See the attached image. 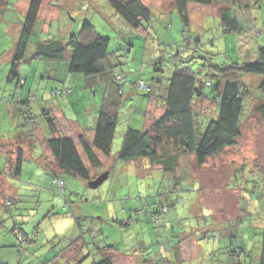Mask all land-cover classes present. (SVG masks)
<instances>
[{
    "label": "rangeland",
    "instance_id": "obj_1",
    "mask_svg": "<svg viewBox=\"0 0 264 264\" xmlns=\"http://www.w3.org/2000/svg\"><path fill=\"white\" fill-rule=\"evenodd\" d=\"M2 1L9 3L8 10L0 15V70H5L9 65L6 55L13 50L19 34L18 30H8L7 23L15 24L19 15L25 17L30 0ZM89 3L88 0H43L31 38L30 51L35 41L54 38L56 34L65 39L69 36V31L80 30L85 20L90 21L106 37H114V33L122 34L124 25L121 28L120 22L112 23L105 19L106 17L110 20L113 11L106 12L101 9L96 0L90 5ZM262 3L264 0L260 3L255 0H221L218 7L190 4L191 29L186 35L188 38L200 36L211 40V43L204 41L209 43L205 44L204 49L209 50L213 62L219 66L230 67L235 60L254 59V55L251 56L250 51L248 52L251 48L250 42L254 40V29L258 31L257 42L264 47V11L260 9ZM249 4L250 8L246 13L239 14L236 9V16L242 21L241 31L223 36L217 25L220 21L218 8H246ZM170 5L171 0H155L156 7L168 8H165V12L155 10L153 14V25L160 40L156 42L154 50L159 49L160 53L161 50L165 51V56L175 55L184 44V26L177 10ZM154 44L152 40L146 44L141 38H136V49L113 61L121 63L120 67L126 74L129 68L134 73L132 59L137 57L136 64L143 62L144 67L150 66L149 57L155 54ZM115 48V41L111 40L110 50ZM243 52L246 56L248 52L250 56L244 57ZM130 58V62H127ZM60 65L68 66V63L60 62ZM165 66L172 71L174 62L166 61ZM151 70L154 71L152 67ZM2 75L4 74L0 72V77ZM161 75L157 74L158 77ZM76 76V82L69 81L67 86L74 91V96H82L79 90L82 89L80 78L83 76ZM238 79L242 83L246 82L250 94L246 110L252 100L254 102L259 98L264 102L258 96V92L264 95V90L256 87L253 76L241 74ZM47 82L48 80L43 81L42 87L46 88ZM210 90L212 91L208 88L207 92ZM251 95H255L256 99ZM215 96L213 91V98ZM152 98L159 102V99ZM207 102L200 108L202 114L199 123L203 127L218 113L216 104L213 101ZM74 108L78 106L74 105ZM248 109L242 118L241 136L234 146L209 158L201 168L195 166L193 156H183L177 175H166L152 165L149 168L147 159L131 163L120 161L118 153L124 136L121 132L127 130L122 125L123 121H120L111 156H101L102 167L92 171L82 152L93 180L98 174L107 171L111 172L109 179L98 189H91L81 180L64 176L67 180L64 194L58 193L49 183L38 185L39 189L28 187L24 199L10 207L7 205L12 201L3 199L2 203L1 200L0 213L3 214V220L0 223V242L14 243L18 247L19 237L26 238L28 235L29 239L36 240L35 243H25L19 250L25 254L24 260L34 264H93L99 258L98 248L106 246L116 247L119 256L114 259L115 264H151L147 262L156 263L157 257L165 260L163 264L254 262L260 253L264 231V121L259 114L252 111L253 107ZM69 114L75 118L82 116L78 109L76 113ZM131 121L132 119L125 120V125ZM57 126L60 128L59 124ZM64 126L63 129L75 139L78 135L74 133L76 130L70 123H65ZM151 126L152 124L147 130ZM27 132L32 135L36 130L30 129ZM5 149L6 155L9 148ZM30 182H36V179ZM53 206L56 207L53 212L57 215H51L47 219L46 216ZM75 219L80 220L79 226ZM67 220L73 223L72 227L67 224ZM57 227L59 236L64 238V244L51 248L46 253V247L51 244L45 246L44 240H55ZM82 227L84 231L81 230ZM15 228L17 230L12 232ZM19 229L23 233H18ZM83 233L87 240L84 245L85 253L82 258L73 261L68 258L69 246L73 240L78 242L84 239L81 235ZM241 248L250 252L249 256L241 253L242 256L232 258L231 252L240 251ZM8 250L0 249V262L5 259Z\"/></svg>",
    "mask_w": 264,
    "mask_h": 264
},
{
    "label": "trees",
    "instance_id": "obj_2",
    "mask_svg": "<svg viewBox=\"0 0 264 264\" xmlns=\"http://www.w3.org/2000/svg\"><path fill=\"white\" fill-rule=\"evenodd\" d=\"M88 1L90 5L93 0ZM96 1L99 2L101 9L115 13L111 15L110 20L105 17L106 20L112 23L120 22L121 28L123 25L125 26L121 35L114 33V37H106L90 21L85 20L80 30L72 33L67 41L56 38L38 40L33 42L30 51L31 38L43 4V0H30L17 42L12 50L8 72V80L11 84L18 85L19 82V85H24L25 77L23 75L26 69H29L30 62L36 66L38 63L52 62H58L56 65H60V62L67 61L71 76H76V74L83 76V90L80 92H88L93 99L97 93H100L96 111L92 113V115H96L93 141L90 142L85 135L78 138L92 171L102 167L101 156H111L117 128L124 115L128 117V121L131 119L132 121L127 125L126 132L122 134L124 136L122 137L118 159L126 163L147 159L152 166L166 175H177L181 166V158L185 155L193 156L195 166L201 168L209 158L214 155L218 156V154L224 153L225 150L234 146L241 136L242 118L245 115L246 103L250 95L246 82L242 83L238 78L241 74L251 75L256 82V87L264 90V47H261L257 42V29L252 31L254 40L250 42L251 48L248 50L251 56L254 55V59L235 60L230 67L219 66L213 62V56L209 54V50L204 49L206 48L205 44H209L208 42L204 43V41L211 43V40H206L207 38L200 36L188 38L186 34L191 29L190 4L218 7L221 0H171V5L177 10L184 26L182 32L184 44L179 47L175 55L168 54L167 56L164 54L165 51L161 50L160 53L159 49L154 50L156 42L160 40L157 38L153 25V14L155 10L165 12V8L168 7L164 9L156 7L155 0L148 2L144 0ZM255 1L260 3L261 0ZM262 6L264 3L260 6V9L264 11ZM8 7L9 3L1 0L0 15L3 11L8 10ZM79 7L76 8L79 10ZM249 8L250 4L246 8L243 6L218 8L220 9L218 15L220 21L217 25L223 36H230L241 31L242 21L236 16V9H238L239 14H243L249 11ZM136 38H141L146 44L152 40L155 43L153 46L155 54L152 58L149 57L150 66L144 67L141 64L137 66L134 62V73H131L129 68V72L126 74L120 67L121 63H115L113 59L131 54L132 49L137 47ZM111 40L115 41L116 48L114 50H110ZM248 52L246 53L249 57ZM157 54L162 56H156ZM243 56H246L245 52H243ZM134 60L135 57L132 61ZM166 61L174 62L172 71H170L171 68L165 66ZM238 61L239 63H237ZM151 67L154 71L151 70ZM149 72L150 77L148 76ZM157 74L162 75L158 77ZM118 77L122 81H117ZM61 82L60 80L55 81L59 85L62 84ZM140 84H144L147 89H142ZM208 88L212 89L209 93L207 92ZM52 91L51 96L53 97H76L77 99L82 97L74 96V91L68 86L61 90ZM213 91L216 95L214 98ZM251 96L255 97V95ZM258 96L264 99L261 92H258ZM36 97L37 95L34 94L29 95L26 99L18 97L16 101H13L23 105L25 126H29L33 131L36 130L37 125V118L32 112ZM152 97L159 99V102ZM211 101L216 104L218 113L208 125L203 127L199 123L200 114H202L200 108L206 102L212 103ZM259 101L260 103H258ZM148 104L156 106L154 110L159 113L160 117L152 123L149 130H141L140 127L133 128V121L138 119L134 116H137L139 112H142L143 115ZM73 105L75 104L73 103ZM248 105L247 110L253 107L252 111L259 114L264 121V102L258 98L254 102L253 100L249 102ZM76 106H78V113L82 114L76 118L83 119L85 122L86 119L84 118L93 121L91 106L83 108L78 103ZM94 108L95 105L92 106V110ZM40 116L49 132L46 144L52 155L53 169L51 168V170L53 177L62 175L88 184L94 178L73 137L63 135L60 132L57 119L50 115L49 110L44 109L40 112ZM142 122L143 119L138 121L141 124ZM27 133L28 135L23 138L28 141L32 139L34 143V133L32 135ZM20 138L22 139V136ZM190 162L189 168L192 167ZM23 163V151L19 150L14 164L17 176H20L22 172ZM58 181H65L60 178L53 179V185L60 193ZM65 190L60 194H64ZM11 205L12 203L7 206L10 207ZM76 221L78 222V220ZM25 240L27 241L24 237L18 239L19 243L22 244L25 243ZM261 242L257 259L251 263L247 260L245 262L264 264V231ZM81 248L77 251L79 252ZM98 250L99 258L93 264H115L114 259L119 256L115 246H106L98 248ZM241 253L249 256L250 252L241 248L240 251H232L231 257L236 259L239 257L238 255H243ZM156 259V263H147L157 264V262H161L160 264H163L165 261L163 258L160 260L159 257ZM232 264L241 263L232 262Z\"/></svg>",
    "mask_w": 264,
    "mask_h": 264
},
{
    "label": "crops",
    "instance_id": "obj_3",
    "mask_svg": "<svg viewBox=\"0 0 264 264\" xmlns=\"http://www.w3.org/2000/svg\"><path fill=\"white\" fill-rule=\"evenodd\" d=\"M13 5V4H12ZM15 5V4H14ZM15 7V6H14ZM23 18H25L23 15L17 16L16 21L13 23H7L8 30L11 29L12 32L15 30H18V33L21 30ZM0 21H2V16L0 17ZM79 31V30H78ZM77 31V32H78ZM72 33L69 31V36L65 37V39L61 38V36L58 37L59 34H56L54 38L56 39H63V41H67ZM129 55V54H128ZM8 57V64L10 63L11 57H12V50L9 51V53L6 55ZM6 56L4 57V60L6 61ZM154 54L150 55V58H152ZM1 58V57H0ZM10 58V59H9ZM137 57H135V60ZM135 60L133 62H135ZM130 61V59H129ZM67 63V61H66ZM136 64V62H135ZM1 65V63H0ZM139 65L138 63L136 64ZM143 65V62L141 63ZM5 70H0V72L4 75L0 77V203L3 199L6 201H12V204H18L22 199L25 197V193L27 191L28 187H35L39 189L38 185H46L51 183V186L56 188V186L53 185V179L60 178L66 182L67 186V180L62 176H56L53 177L52 174V155L49 152L47 148L46 141L49 138V132L47 131L44 120L40 116V112L44 109L49 110V113L52 117L57 119V123L59 124L60 132L63 135L66 136H72V134H69L66 132L63 128L65 127V123H70V125L76 130L74 133L78 134L77 137L74 139L79 152L82 155V148L79 144L78 138L82 135H85L88 137L87 139L92 142L94 138V126L96 123L95 116L92 115L96 111L98 100L100 99V93L95 95V99L91 97V95L88 92L82 91V97L81 99H75V98H60V97H53L51 96V91L55 90H61L64 87H67L68 82H76L77 77L71 76L69 73V69L67 65H56L55 62L52 63H38L35 67L33 65V62L29 63V69L25 71L24 77H25V83L24 85H18L17 84H11L8 80V72H9V66ZM58 66V67H57ZM4 69V66H3ZM29 73V75H28ZM150 72L148 76L150 77ZM48 80L46 84V88L42 87V82ZM57 80L62 81L61 85L57 83H52ZM82 81V89L83 90V83L84 80L80 78ZM44 88V89H43ZM79 90V91H81ZM52 91V92H53ZM36 94V104L34 103V109H32L33 115L35 118H37V125H36V132L34 134L35 136V142L26 140L25 137L28 135L27 130L30 129L29 126H25V119H24V111L23 105L14 103L13 101H16L18 97H22L23 99H26L29 95ZM75 99V100H73ZM95 102V103H94ZM73 103L76 105H81L83 108H89L91 106V118L93 121H89L87 118L86 122L83 119L75 118L73 116H70L69 113L71 111H75L72 113H76V109L74 108ZM84 105V106H83ZM95 105L94 110H92V106ZM156 106H153L151 104H148L146 106V111L139 112V114L136 116V119L138 117L136 123L133 121L132 127L139 128L141 130H147L148 126L152 124L157 118L160 117L159 113L156 112L155 109ZM94 116V117H93ZM141 119H144L142 124L138 123ZM125 120H128V117L124 115L122 117V125L123 127H127L125 125ZM138 123V124H137ZM57 124V125H58ZM62 129V131H61ZM124 133V132H121ZM22 136V139L20 138ZM73 137V136H72ZM9 148L8 154L5 155L6 149ZM17 149L23 151L24 156V163L22 167V172L20 176H17L14 169L15 160L17 158ZM83 158V156H82ZM84 160V158H83ZM102 160V159H101ZM103 162V160H102ZM143 162V161H142ZM150 167V162L147 163ZM36 182H30L32 180H35ZM41 188V187H40ZM57 190V189H56ZM42 194V193H41ZM75 195V194H73ZM58 204V203H57ZM56 209L55 206H53L52 210L48 212L46 218L49 219L51 215H57L53 211ZM15 217V216H13ZM3 220V214L0 213V223ZM78 220L77 224L79 226L80 220ZM15 222V220H14ZM67 224L72 227L73 223L70 220H67ZM16 225V224H15ZM81 229V228H80ZM17 228L13 229V232H15ZM57 233L54 236L53 241H50V238H47L44 240V245L46 246V253L47 250L53 249L57 246H62L60 244H64V238L59 236V230L58 227L56 228ZM84 231L83 227L81 229ZM18 233H23V230L19 229ZM84 239L79 240H73L69 246L70 255H68V258L74 260H78L82 258V256L85 253V236L84 233L81 234ZM4 238V237H3ZM27 241L25 240V243H35L36 240H29V236H26ZM78 239V238H77ZM5 241V240H4ZM74 242H76L74 244ZM17 243V242H16ZM25 243H18L22 247ZM0 249H9L7 256L9 258H6L1 260L0 264H34L32 262H27L24 260L25 254H22L20 250V246L16 247L14 243L8 244L0 242ZM76 245V246H72ZM84 248L82 250V248ZM79 248V252L77 251ZM24 255V256H23ZM58 258V257H57Z\"/></svg>",
    "mask_w": 264,
    "mask_h": 264
},
{
    "label": "water",
    "instance_id": "obj_4",
    "mask_svg": "<svg viewBox=\"0 0 264 264\" xmlns=\"http://www.w3.org/2000/svg\"><path fill=\"white\" fill-rule=\"evenodd\" d=\"M109 176H110V172L107 171L103 174H100L95 180H91L90 182H88L87 185L91 189H98L109 179Z\"/></svg>",
    "mask_w": 264,
    "mask_h": 264
},
{
    "label": "built area",
    "instance_id": "obj_5",
    "mask_svg": "<svg viewBox=\"0 0 264 264\" xmlns=\"http://www.w3.org/2000/svg\"><path fill=\"white\" fill-rule=\"evenodd\" d=\"M116 80L119 81V82L122 81V79L120 77H118ZM140 87L142 89H147V87L144 84H140ZM57 185H58V188H59V192L63 193L64 192V187H65V183L63 181H58Z\"/></svg>",
    "mask_w": 264,
    "mask_h": 264
},
{
    "label": "clouds",
    "instance_id": "obj_6",
    "mask_svg": "<svg viewBox=\"0 0 264 264\" xmlns=\"http://www.w3.org/2000/svg\"><path fill=\"white\" fill-rule=\"evenodd\" d=\"M65 183V182H64ZM65 186H66V183H65ZM64 190H65V188H64Z\"/></svg>",
    "mask_w": 264,
    "mask_h": 264
},
{
    "label": "bare ground",
    "instance_id": "obj_7",
    "mask_svg": "<svg viewBox=\"0 0 264 264\" xmlns=\"http://www.w3.org/2000/svg\"><path fill=\"white\" fill-rule=\"evenodd\" d=\"M36 104V103H35Z\"/></svg>",
    "mask_w": 264,
    "mask_h": 264
}]
</instances>
